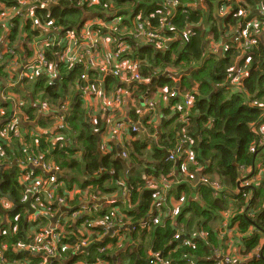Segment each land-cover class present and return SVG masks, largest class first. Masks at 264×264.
Here are the masks:
<instances>
[{
	"label": "trees",
	"instance_id": "1",
	"mask_svg": "<svg viewBox=\"0 0 264 264\" xmlns=\"http://www.w3.org/2000/svg\"><path fill=\"white\" fill-rule=\"evenodd\" d=\"M18 1L1 0V3L6 7L19 8ZM239 1L242 7L253 10L256 6L264 5V0ZM79 2L80 0H60L56 5L46 9L37 8L34 11V18L25 20L24 15L18 14L11 19L9 22L11 26L8 27L9 51L4 57L5 64L0 68V87L3 82L18 81V75L11 79L6 72L13 59L20 56L31 59L34 56L35 51L31 45L42 33L36 28L33 29V19L41 23L53 22L54 26L62 30L60 32L62 39L67 31L78 33L87 21L93 19L105 22L117 19L129 30H132L136 23L144 22L153 31H159L162 23L169 20L173 29L160 34L163 38L175 39L168 48L159 50L156 46L140 45L133 42L131 36H124L122 41L130 44L127 52L120 57V61H140V73L145 82L139 84L138 94L146 95L149 88L150 93L154 95L165 91L159 94L161 95L159 98L163 99L176 90L180 95H191L195 100V108L188 123L181 119L180 109H175L178 111L174 117L157 128L162 134L158 141L148 139L149 135L157 137L155 125L150 122L151 116L140 117L135 111L129 112L132 124L143 120L147 129L143 134L147 136L140 138L139 134L131 132L130 142L126 146L127 156L123 157L124 159L116 155L117 149L104 154L101 150L100 134L108 123L102 121L100 116L92 122L89 117L92 109L90 110L80 95L74 102V94L89 86L104 87L105 91L112 89L121 91L131 89L132 86L118 76L103 75L97 68L87 64V58L72 65L61 62L59 55L63 47L58 44L46 47L45 57L55 67L58 78L52 81L46 74H39L34 79H24L20 88H14L17 101L3 103L0 100V110L4 113L3 116L0 115L2 131L5 130L6 120L11 116V110L17 103L20 105L21 113L29 119V122L20 127L26 132L21 135V139L8 142L0 137V149L4 153L0 158V198L15 205L9 211L0 207V245L31 244L32 234L48 224L46 220L29 222L28 209L22 206L25 189L46 176L41 168L20 167L29 164L32 159H38L43 166L55 167L61 175L66 176L62 180L69 189L76 183L81 191L84 192L91 187V195L100 193L102 197L114 192L119 195L126 192L129 205L135 207L130 211L125 210L127 217L137 225L133 227L132 233L127 234L128 239L138 244L137 252L133 253L130 259L119 263L118 259L112 258L115 253L112 250L119 245L120 238L126 236L125 233L121 232L119 236L112 238L104 237L101 243L96 241L99 235L105 234V231L95 226L97 221L115 222L118 215H123L117 210L118 207L121 208L120 206L111 205L104 209L94 208L90 215L82 220L87 234L71 232L65 226L63 232L66 234L64 241L66 246L73 247L74 243L84 239L92 240V243L84 256H72L71 251H60L62 259L55 260L52 264H98V261H102V264H159L152 257L154 254H161L162 259L171 264H216L225 258L226 253L223 251L230 247L236 250L238 246L242 247L244 244V240L235 235L236 222L240 224L238 228L242 233L254 228L255 231L264 234V134L255 133L257 126L264 122L263 109L251 104L253 95L258 102H264V41H260L255 47V54L251 57V71L244 81L243 91L233 92L227 83L231 76H235L232 68L240 55L239 50L233 47L224 57L217 54L206 57V52L212 51L210 47L212 41L222 40L231 27L236 28L243 21L239 16L234 17L241 6L236 0H232L230 9L233 16L223 21L222 28L219 22H214L207 33L203 29L204 21H211V18L214 20L212 15L216 7L223 4H220L219 0H203L200 9L196 8L197 5L188 6L189 3L193 4L194 0L193 2L177 0L175 16L166 0H98V4L91 6L85 3L81 5ZM7 25L0 26V47ZM187 30H190L188 38L185 37ZM23 34L27 37L24 38ZM100 51H103V46L100 47ZM8 56L10 58L7 59ZM169 69L188 72L178 89L170 81ZM84 75L87 80L82 79ZM151 98L153 100L155 98L156 101V96ZM168 98L171 108L183 105L181 96ZM42 102L49 103L54 111L68 102L71 111L67 115L65 125L40 119L39 106ZM155 109L157 110L156 103ZM166 112L164 110V113ZM36 120L39 121L38 124L34 123ZM34 126L51 130L53 134L40 135L35 132L34 135H30L32 131L26 130L33 129ZM164 132L166 134H163ZM8 136L10 139L13 137L10 134ZM57 136L61 137V140L54 145ZM186 137L194 140L195 160L199 167L205 168L195 187L187 181V178H191L187 170L189 163L184 166L185 157L180 156L177 151L178 142ZM62 142L65 146L58 147ZM149 145L151 151L148 150ZM167 152H176L177 160L167 161L165 158ZM126 169L129 171L124 176ZM246 169L251 171L243 181L260 174L261 180L240 188L242 181L240 179ZM213 173L220 177L221 183L217 184V181L213 180L215 179L211 177ZM148 176L153 177L152 183L159 181L162 183L163 179L174 182L172 184L174 189L168 194L169 198L172 195L177 199L185 196V206L175 223L170 220L159 226L149 224V215L162 192L148 188L149 183L144 179ZM24 177H28L26 182L23 181ZM205 178L210 184L220 186L221 191H217L209 183L205 186L206 184L201 181ZM40 197L36 202H45V196ZM197 198L199 199L196 200ZM229 199L232 202L234 200L235 208L228 206L231 203ZM75 200L79 201L80 196H75L73 201ZM226 213H231L229 223L225 217ZM144 220L151 229L138 234L140 228L138 223ZM216 222H219V225L215 226ZM202 232L207 234L206 238L200 237ZM231 233L234 235L230 236ZM177 235L186 236L189 243L183 245L181 240L176 239ZM245 245L246 253L254 256L258 248L257 243L251 241L245 242ZM102 247H106L107 251L100 253ZM7 252L8 254L4 256L7 261L8 259L11 262L17 261L23 257L22 253L18 254L11 249ZM218 252L221 253L219 257L216 256ZM259 253L261 255L259 259H248L242 264H264V249L259 250ZM236 255L229 257L235 260ZM70 258L68 262L65 261Z\"/></svg>",
	"mask_w": 264,
	"mask_h": 264
},
{
	"label": "built area",
	"instance_id": "2",
	"mask_svg": "<svg viewBox=\"0 0 264 264\" xmlns=\"http://www.w3.org/2000/svg\"><path fill=\"white\" fill-rule=\"evenodd\" d=\"M60 0H19L18 6L14 7H6L1 3L0 0V26L3 24L7 25L6 28V34L5 38L2 39V46L0 47V68L5 64V55L9 51V33L10 29L8 28L9 22H11V19L14 16H17L18 14L24 15V19L26 18H34V11L37 8L40 9H46L49 6L56 5L59 3ZM168 6H171L174 11V16L176 14V9L178 7L177 0H166ZM85 3L89 6L98 4V0H80L79 4ZM83 5V4H81ZM218 6V16L224 17L223 20L227 17L233 16V12H230L228 8H230L229 0H223V4L221 8ZM24 11V13H22ZM244 11L243 14H237L234 15V17L239 16L243 20L249 18V12L248 10H242ZM241 11V12H242ZM261 14V12H259ZM34 20V26L37 27L38 30L42 31L43 33L36 39L35 43H32V48H34V56L31 59H28L24 56H20L19 58L13 59L11 63H9V66L6 69V72H8L9 78L15 77V75H18V81H6L5 87L6 92L3 93L2 102L8 103L14 101H17V96L14 94V88L17 87L18 83L22 82L24 79H34L39 74H46L49 76V78L53 81L57 79V72L55 70V67L51 65L46 57H45V48L52 45H59L62 46V52L59 55V59L61 62L65 64H75L76 62L82 60L83 58H89V62L87 61V64L93 68V66H96V68L103 74V75H114L118 76L123 82H126L128 85L132 86L134 89H138L139 84L142 82H145V80L142 78L140 73V67L141 63L139 60L136 61H130V60H122L120 61V57L123 56L130 44L129 42H124L122 40V37L124 36H131L133 42L139 43L140 45H148V46H156L158 48L164 47V45L168 44V40H172L169 38H163L160 36V34L165 30H172L173 26H171L170 21H164L162 23L161 28L159 31H153L149 29V27L144 22H138L134 25V28L132 30H129V28H126L125 26H122L120 20H114L111 22H105L100 19H93L91 21H87L83 28L78 32L73 31H67L66 35L63 37L64 39L60 38V32L62 31L60 28L53 25V22H45L41 23L37 19ZM139 21V20H138ZM98 27L99 29H97ZM234 29L237 32L238 36L234 37V42L238 43L240 50L244 51V53L251 54L252 50L256 45L258 38L263 36L264 37V21L259 22L257 19L250 20L246 23L243 21L240 22L238 29L231 27L230 31L225 35L226 38H229V36L233 33L234 36ZM102 30V31H101ZM233 31V32H232ZM129 33V34H127ZM45 34V35H44ZM24 38L27 37L26 34H23ZM232 36V37H233ZM101 37H106V40L108 43L112 44L114 46L113 49H108L107 56L105 58H102L100 60L99 53L101 54L100 47H102V43L105 42ZM186 38L190 37V31H186ZM176 38V37H175ZM213 49V48H212ZM2 50V51H1ZM214 50V49H213ZM23 53V52H22ZM248 60L250 61L251 58L249 57ZM94 61H97V64L94 63ZM249 74H242V73H236L235 78H231L228 83H231V86L236 89L237 91L241 90L243 91V84L244 81L248 78ZM83 80H87V77L84 75L82 76ZM120 92V93H119ZM118 95L115 98V104L120 105L122 104L123 95L128 94V89H123L119 91ZM151 90H148V93L145 95L143 99V107L145 110L143 113H141L142 117H148L151 116L150 122L155 124L154 120V112H155V103L153 99L151 98ZM79 94L81 95V98H83L84 102L90 107L89 117L92 120V122L96 121V118L99 114L106 115L108 112V107H99L97 103L95 102V97L99 94V91L94 86L84 87L81 90H79ZM183 99V105L179 107L180 112H182L181 119L188 123L190 120L191 113L193 109L195 108V100L194 98L189 95H180L176 90H173L168 97H180ZM264 98V96H263ZM264 101V100H263ZM251 104L252 105H259V102L255 97L251 98ZM23 105V104H21ZM41 115H44L45 121H56L59 123V125H65L66 116L65 114L70 110L69 103H64L60 108L57 110H52L51 105L47 102H42L39 106ZM140 112V111H139ZM0 115L3 116L4 113L0 110ZM15 113H19V115L15 116ZM65 113V114H64ZM153 116V117H152ZM7 121V122H6ZM6 127L5 130L2 131L0 129V137L5 138V141L10 142L13 139H21L22 134H26L24 130H22L20 127L29 122L28 117H26L23 113L20 111V105L17 103L12 108L11 116L6 120ZM3 122V123H5ZM158 126H155V134L158 135ZM7 129V131H6ZM110 132H112L113 135H118L121 133L126 132H133V133H143L146 132L147 129L144 126L143 120L139 121L136 124H132L130 121L122 120L116 122L114 125H111L109 127ZM32 131L30 135H34V133H38L40 135H50L52 136L53 131L46 130L39 128L38 126H34L33 129L26 130ZM258 127L255 130V133H259ZM13 136L11 139L9 138L8 134ZM61 140V137H58L54 140L53 144L57 145L58 141ZM65 145L64 143H60L58 147L63 148ZM194 146V140L186 137L184 139H180L178 142V153L180 156H184V166L188 163L190 164H197V161L195 160V154L193 151ZM4 156L3 151L0 149V158ZM127 155L124 154L123 157L125 158ZM177 156L176 152H172L169 154L167 161H176ZM179 162V161H178ZM9 167V166H8ZM22 169H36L41 168L46 176L45 178H40L35 182L34 185H29L25 189V194L22 198V204L30 202L32 209L34 210L33 214H30L28 209V220L31 223H36L41 220H46L48 222L47 225H45L40 231H37L32 234L33 241L31 244H23L19 243L18 245L9 246L7 244H1L0 245V264H34L33 261H37L39 263L37 264H52L55 260H61L63 255L60 251H71L72 256H81L85 255L90 248V245L92 243V240L84 239L79 240L78 242L73 244L72 246H66L65 240H66V234L63 232V228L65 225H68V218L65 217L64 211H60V214L58 213V209L62 207L69 206V203L74 200L75 196L79 195H85L88 194L87 190L81 191L78 187H73L69 189L64 183V181L60 178V173L55 167H52L50 165L43 166L40 162H38V159H32V161L29 164L20 165ZM28 180V177H24L23 181L26 182ZM177 180H175L176 182ZM202 183L206 184L205 186H208L207 184L209 181L205 179H201ZM243 181V180H242ZM240 182L241 187L244 188L242 183ZM153 181H148V188L150 189H158L162 192L160 194L158 200L161 199H170L169 193L172 190V184L174 182H167L163 179V182L160 183V187H157L156 183H152ZM165 182V183H164ZM210 184V183H209ZM211 187L216 189L217 191H221L220 186L218 185H212ZM44 195L45 196V202L38 203L39 197ZM122 198L127 199V193L123 192V195H121ZM161 197V198H160ZM41 198V197H40ZM90 198V199H89ZM102 195L100 193H96L95 195L92 194L91 196H88L89 200L94 201H101ZM84 202V201H83ZM102 202V201H101ZM105 203L111 204L110 201L106 200ZM157 203V202H156ZM14 205V204H13ZM13 205L10 202H7L6 200L0 198V207H3V209H6L5 211L11 210ZM101 206L104 205V203L100 204ZM100 205H92L89 208H87V211L90 213L93 211L94 208H100ZM157 205V207H156ZM54 208L52 209L51 207ZM15 207V205H14ZM57 208V209H56ZM63 209V208H62ZM162 204L159 202L155 204L153 208V212L151 213V217L149 219V224L152 226H159L162 223ZM95 211V210H94ZM59 214V215H58ZM58 216V217H57ZM64 216V217H63ZM170 216V215H169ZM9 218V217H8ZM86 218V217H85ZM171 219V217H170ZM50 223V224H49ZM148 223H144L143 226L141 224L143 231H150L151 226H149ZM96 227L101 228L103 231H105V234L99 235V237L96 238V241H99L100 243L103 241L102 239L105 238H112L115 236H119L121 232L114 233L116 230H114L116 227H122L124 226V221L122 217L119 218V215L115 222H104V220L97 222L95 224ZM118 229V228H117ZM135 229V228H134ZM114 230V231H113ZM83 234H87L86 229H84ZM107 235V236H106ZM177 240H181L183 245H187L189 242L186 240L184 236L177 235ZM119 244L123 243L122 237L120 238ZM9 249L12 251L23 254V257L20 258L17 261H8L5 259ZM100 253H103L107 251L106 247H102V249L99 250ZM217 257L221 256V253L218 252L216 255ZM260 253L257 251L254 253L255 259L260 258ZM154 261H156L159 264H171L168 261H164L162 259L161 254H154L153 256ZM70 259L65 260L68 262ZM223 261V264H234L235 260L230 258L229 256H225L224 259L220 260ZM102 261H98V264H102ZM80 264V263H79Z\"/></svg>",
	"mask_w": 264,
	"mask_h": 264
},
{
	"label": "crops",
	"instance_id": "3",
	"mask_svg": "<svg viewBox=\"0 0 264 264\" xmlns=\"http://www.w3.org/2000/svg\"><path fill=\"white\" fill-rule=\"evenodd\" d=\"M203 0H194V3L197 5L196 8H201V3ZM193 2V0H192ZM220 4L223 3V0H219ZM232 0H229V3H231ZM236 3L241 6L240 7V13L239 14H243L244 11L242 10H248L249 12V18L243 20L244 23L250 21V20H253V19H257L259 22H262L264 21V5L262 6H256L253 9H248V8H245V7H242V3L239 1V0H236ZM188 6L190 7H193L194 5L189 3ZM238 6V7H239ZM221 8V6H220ZM219 8V9H220ZM230 12H232V10L230 8H228ZM202 10V9H201ZM259 10L260 13H257L256 11ZM242 11V12H241ZM237 13V14H238ZM252 14V15H251ZM214 20H212L211 18V21H204V24H203V29L208 33L210 31V27L213 26V23L214 22H219L220 24V27L222 28V23H223V18L222 16H218V9L216 7V10L214 11V14L212 15ZM232 17V16H231ZM238 29V27H236V30ZM190 31V30H189ZM235 36H238L237 32L235 31L234 29V36L230 38L229 40V43L228 45L226 44L228 41L229 38H224L222 37V40L220 41H217V44H215V49H217V52L214 53V50L212 49V46L210 45L212 51H209V52H206V57L210 56V54H214V55H219L220 57H224L226 52L228 50H230L232 47V45L234 44V49L236 50H239V56L236 58V61H235V64H234V68H232V70H234V73H242V74H250V71H251V60L249 61L248 58L252 57L253 54H255V47L258 46L259 42L260 41H264V37L261 36L258 38V41H257V45L251 49L252 50V53L251 54H248V53H244V51L238 49L239 48V45L238 43H235L234 42V37ZM103 39V42L102 46H103V51L107 53L108 49H112L114 48V46L110 43L107 42L106 40V37H101ZM175 39L173 40H168V44L166 46V44L164 45V47H160L159 50L161 49H166L168 48V46L174 41ZM130 43V42H129ZM136 43V42H135ZM139 44V43H137ZM227 46L229 48H227ZM213 52V53H212ZM105 58V56L103 57ZM87 61L89 62V58H87ZM178 72V73H177ZM188 73V72H187ZM186 72H181L179 71L178 69H169L168 71V74L170 76V81H172L175 85V88L178 89V87L180 86V84H182V80L184 78V76L187 74ZM102 81L104 79H101ZM22 83V82H21ZM148 83V82H147ZM228 83V82H227ZM231 86V83H229V88ZM131 87V86H130ZM17 88H20L17 87ZM104 88V87H103ZM103 88L99 87L97 88L98 91H99V94L95 97V102L97 103V105L99 107H104V106H107L108 107V112L106 113V115H102V114H99L97 117L101 118L102 121H104L106 124H107V127L106 129L100 134V140H101V143H102V146H101V150L104 154H109L110 152H112L114 149H117L118 151V154H116L120 159H124L123 158V153L124 154H127V143L130 142V135H131V132L128 133H123L121 135V133H119L118 135H113L112 132H110V129L109 127L111 125H114L116 122L118 121H122V120H127V121H130V116H129V112L131 111H135L138 115H140V117H142L141 113H143V111L145 110V108L143 107V99L145 97V95H140L137 93V90L133 88V85H132V88H128V94L126 95H123V99H122V104L120 105H117L115 104V98L116 96L120 93L117 89H112V91H105ZM231 88H233L231 86ZM148 90H151L150 88ZM119 93H118V92ZM161 91V90H160ZM234 91H237L236 89H234ZM6 92V87H5V83L3 82L1 84V87H0V100L2 101V97H3V93ZM163 93H165V91H161ZM161 92H159L158 94H155L154 93H151V96H153V98L156 96V101L155 98H154V102L157 104V110L155 109V112H154V120H155V126H160L162 124H165L166 121H170L175 113L178 111V110H175V109H179V107H176V108H171L170 106V100L168 98V96H164L163 99H160L159 97L161 95H159ZM15 94V92H14ZM162 94V93H161ZM79 91L77 93L74 94V99L73 101L75 102L76 99L79 97ZM81 96V95H80ZM253 97H255V95H253ZM162 98V97H161ZM263 99V98H261ZM258 100V99H257ZM73 105V104H72ZM259 107H261L263 109V114H262V119L264 121V102L260 101L259 102ZM70 107V105H69ZM73 108V106H71ZM164 110L167 111L166 113H164ZM71 111V108L70 110L65 114V116L67 117V115L69 114V112ZM140 111V112H139ZM180 112V111H179ZM192 114V113H191ZM152 116V117H153ZM44 120V115H41V118ZM35 124H38L39 121L36 120L34 122ZM24 126V124H23ZM258 130L261 132V133H258V134H264V122L261 124V125H258ZM133 133V132H132ZM139 137H146L147 135L143 134V133H138ZM163 134H166V132H164ZM132 136V135H131ZM162 136L161 133H159L157 135V137H153V135H149L148 136V139L149 141L152 140V141H158L160 139V137ZM112 150V151H111ZM148 150L151 151L152 148H151V145H149L148 147ZM167 154H170L169 152L166 153V156L165 158L167 159ZM82 160V159H80ZM83 162V160H82ZM187 170L189 171V173L191 174V178L188 179L187 178V181L190 182V184L195 187L199 178L201 177V175L204 174V170L205 168L202 167V166H198V164H190L187 166ZM129 170H125L124 171V176L125 174L128 172ZM248 169L245 170V172L242 174L241 176V179L240 180H243L244 177L247 175L248 173ZM182 175V173H181ZM66 176H63L60 174V178L61 179H64ZM211 177H214L215 181H217V184L218 183H221L220 181V177L216 174V173H213L211 174ZM70 179L72 180L73 177H70ZM146 181H154L153 177L152 176H148V177H145L144 178ZM261 180V174L256 176L255 178V181L256 182H259ZM244 182V181H243ZM127 185V184H126ZM157 187H160V181L158 183H156ZM72 186H75V187H78L75 183L74 185ZM91 187H88L89 191L91 192L90 190ZM174 189V187L172 188V190ZM87 190V189H86ZM171 192V191H170ZM216 195V194H215ZM80 196V200H75V201H71L69 203V206H67L66 208L69 209L68 212L64 211V214H65V217L68 216V225H65L71 232L72 231H76L78 233H83L84 229H86V226L85 225H82V223H84L82 220L85 219V217H87V215H89V211H87V209H85V207H82V208H79V206L81 205V203H84V202H88L89 199H88V196H91V194H83V195H79ZM161 198V197H160ZM200 198V196H199ZM199 198H197L196 200H198ZM108 200L111 202V204H107L105 203V201ZM84 201V202H83ZM101 201L104 203V205L101 207V209H104L105 207L107 206H111V205H115V206H120L121 208L118 207V211H120L123 215L119 216L122 217L123 221H124V225L125 226H122V227H116L114 230H116L114 233H119V232H122V233H125L126 236H123L122 239L123 240V243L122 244H119L116 246V248H114V250H112V252L114 253V255L112 256V258H114L113 260H117L119 261V263H122L123 261H125L126 259H130V256L137 252V248H138V244L136 245L135 242H133L131 239H128L127 238V234H129L130 232L132 233L133 231V227H137L136 224H134L128 217H127V213H125L126 211L125 210H133V208H135L134 206H131L129 205L127 199H124L121 197V195H119L118 193L114 192L113 194L111 195H107L103 198H101ZM100 201V202H101ZM159 202L162 204V223L161 224H165L167 223L168 221H172L173 223L176 222V219L178 217V215L181 213V210L182 208L185 206V196L183 195V198L181 197L180 199H177L176 197L174 198L173 195L171 196V198L168 200V199H161V200H158L157 203L159 205ZM229 202H231L228 206H230V208H235V205L233 204L234 203V200L233 202L229 199ZM228 202V203H229ZM156 203V204H157ZM101 206V205H100ZM157 207V205H156ZM64 208V207H62ZM62 208H59L58 209V213L60 214V211L62 212ZM96 211V209H95ZM124 211V212H123ZM153 212V210H152ZM58 214V215H59ZM170 215V216H169ZM226 217V220H227V223H229L230 221H228V218H230L231 216V213L227 214ZM152 215L150 214L149 217H151ZM58 217V216H57ZM64 217V216H63ZM171 217V219H170ZM147 218V217H146ZM174 218V219H173ZM103 221V220H102ZM97 222H100L97 221ZM146 222V220L138 223L139 224V231H138V234L139 233H143L144 231L142 230V227H141V224L143 226V224ZM85 224V223H84ZM219 225V222H216L215 226ZM234 225H232L233 227ZM240 226V224H238V222L235 223V228L237 229L238 227ZM125 227V228H124ZM118 228V229H117ZM234 229L235 231V235H237L238 237H240L241 239L244 240V244L243 246H238L235 250V248H229L223 252H225L226 256H233V255H236L235 257V263L234 264H242L245 260H248V259H252V260H257L254 258L251 257L250 254L246 253V245H245V242H246V238L247 237H253V240L252 241H255L258 245V248L256 249L255 253L261 249H264V234L261 233V232H258V231H255L254 228L252 229H249L247 232L245 233H242L239 231V228L236 230ZM113 230V231H114ZM135 230V229H134ZM234 234L231 233L230 236H233ZM107 236V235H106ZM184 236V235H183ZM207 234L202 232L200 234V237L202 238H206ZM186 238V236H184ZM110 238V237H109ZM103 240V239H102ZM252 254V253H251ZM83 256V255H82ZM128 262V261H127ZM220 262V264H223L224 262L223 261H217L216 264H218ZM117 263V261H116Z\"/></svg>",
	"mask_w": 264,
	"mask_h": 264
},
{
	"label": "rangeland",
	"instance_id": "4",
	"mask_svg": "<svg viewBox=\"0 0 264 264\" xmlns=\"http://www.w3.org/2000/svg\"><path fill=\"white\" fill-rule=\"evenodd\" d=\"M193 5H196L195 3H193ZM34 28H36L37 29V27L36 26H34L33 27V29ZM38 30V29H37ZM40 31V30H39ZM41 33H43L42 31H41ZM233 36V33L230 35V38ZM5 38V37H4ZM3 38V39H4ZM230 38L227 40L228 42L226 43L227 45H228V43H229V40H230ZM215 44H217V42H214V41H212L211 42V46H212V48L214 49V53H216L217 52V49H215L216 47H215ZM1 45H2V42H1ZM232 47H234V44L232 45ZM227 48H229L228 46H227ZM213 53V52H212ZM99 56H100V60L104 57V56H107V54L104 52V51H101V54L99 53ZM8 58H10L9 56L7 57V59ZM94 63L95 64H97V61H94ZM93 68H96V66H93ZM178 73V72H177ZM236 74V73H235ZM231 78H235V76H231ZM19 85H21V83L19 82L18 83V85H17V87H19ZM232 89V91L234 92V88H231ZM22 98H24L20 93H18ZM11 113H12V110H11ZM17 115H19V113H15V116H17ZM251 171V170H250ZM250 171H248V173H247V175L250 173ZM246 175V176H247ZM245 176V177H246ZM258 176V175H257ZM256 178V177H255ZM255 178H253L252 179V177H250V178H248L247 180H245L242 184L244 185V186H248V185H252L253 183H255ZM76 184V183H75ZM87 191H88V194L90 193V191H89V189H87ZM174 219V218H173ZM250 229H252V228H250ZM253 240V237H247L246 238V243H251V241Z\"/></svg>",
	"mask_w": 264,
	"mask_h": 264
},
{
	"label": "water",
	"instance_id": "5",
	"mask_svg": "<svg viewBox=\"0 0 264 264\" xmlns=\"http://www.w3.org/2000/svg\"><path fill=\"white\" fill-rule=\"evenodd\" d=\"M256 12L259 13V10H257ZM19 86H20V85H19ZM197 135L199 136V133H197ZM168 156H169V154H167V157H168ZM102 203H103V202H98V201H94V200H89L87 203H86V202L81 203V205L79 206V208L85 207V209H87V208H89V207L92 206V205H95V204L100 205V204H102ZM22 206L25 207V208H28L30 214H33V213H34V210L32 209L30 202L25 203V204H22ZM62 211H66V212H68L69 209L65 207V208L62 209ZM124 228H125V227H124Z\"/></svg>",
	"mask_w": 264,
	"mask_h": 264
}]
</instances>
